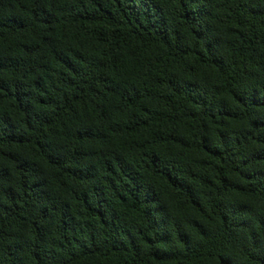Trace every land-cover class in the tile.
I'll use <instances>...</instances> for the list:
<instances>
[{
  "label": "trees",
  "instance_id": "trees-1",
  "mask_svg": "<svg viewBox=\"0 0 264 264\" xmlns=\"http://www.w3.org/2000/svg\"><path fill=\"white\" fill-rule=\"evenodd\" d=\"M0 264H264V0H0Z\"/></svg>",
  "mask_w": 264,
  "mask_h": 264
}]
</instances>
